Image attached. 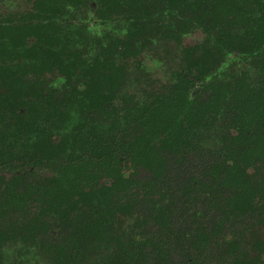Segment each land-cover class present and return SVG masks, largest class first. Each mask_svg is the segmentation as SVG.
<instances>
[{
  "label": "trees",
  "instance_id": "trees-1",
  "mask_svg": "<svg viewBox=\"0 0 264 264\" xmlns=\"http://www.w3.org/2000/svg\"><path fill=\"white\" fill-rule=\"evenodd\" d=\"M25 3L0 14V264H264V0ZM161 51L156 87L130 62Z\"/></svg>",
  "mask_w": 264,
  "mask_h": 264
},
{
  "label": "rangeland",
  "instance_id": "rangeland-1",
  "mask_svg": "<svg viewBox=\"0 0 264 264\" xmlns=\"http://www.w3.org/2000/svg\"><path fill=\"white\" fill-rule=\"evenodd\" d=\"M25 1L26 0H14L7 2L3 5L0 6V14L1 13H8L9 11L13 9H21L25 7ZM88 15L85 16L86 19H93V14L88 11ZM90 29L93 33L94 36H102L105 32L109 31L110 27L109 26H104L102 24L96 23V21H91L90 22ZM205 40V35L201 31H196L194 33H191L190 35H187L183 39V44L184 46H194V45H199ZM174 59H172L171 55L168 54L167 52H159L156 53L155 55L150 53V54H144L141 55L140 57L136 59H132L130 62V68L133 70L134 66L136 63H141L144 67H146V71L149 72L152 75V78L154 81H156V87L165 84L168 82L169 76H170V71L173 69L177 68L176 63H174ZM138 75L132 73L131 78L133 81H136V78ZM136 84V82H135ZM137 89V86H132L129 90L130 93L135 92ZM43 175H49L47 171H42ZM18 252H14V249L11 250L8 253V257L10 259L16 260L18 258ZM33 255V254H32ZM34 256V257H33ZM32 257H30V262L32 264H45L47 259L43 260L44 258L41 257V254H36L34 253Z\"/></svg>",
  "mask_w": 264,
  "mask_h": 264
}]
</instances>
